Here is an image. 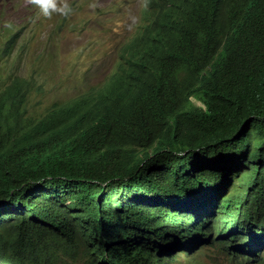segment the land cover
I'll use <instances>...</instances> for the list:
<instances>
[{
	"label": "trees",
	"instance_id": "1",
	"mask_svg": "<svg viewBox=\"0 0 264 264\" xmlns=\"http://www.w3.org/2000/svg\"><path fill=\"white\" fill-rule=\"evenodd\" d=\"M116 57L36 120L0 84V264H264V0H143Z\"/></svg>",
	"mask_w": 264,
	"mask_h": 264
},
{
	"label": "rangeland",
	"instance_id": "2",
	"mask_svg": "<svg viewBox=\"0 0 264 264\" xmlns=\"http://www.w3.org/2000/svg\"><path fill=\"white\" fill-rule=\"evenodd\" d=\"M141 1L0 0V84L12 75L33 81L36 88L31 90L26 116L35 120L53 104H63L99 86L116 64L117 48L136 27ZM15 33L20 35L15 47L9 55L2 54L6 39ZM145 157L139 149L132 169ZM97 183L104 188L108 184ZM176 264L229 261L205 247L196 255L179 258Z\"/></svg>",
	"mask_w": 264,
	"mask_h": 264
},
{
	"label": "clouds",
	"instance_id": "3",
	"mask_svg": "<svg viewBox=\"0 0 264 264\" xmlns=\"http://www.w3.org/2000/svg\"><path fill=\"white\" fill-rule=\"evenodd\" d=\"M34 2L35 3H41L42 2V0H34ZM142 2H143V0L141 1V4H140V7H139V9H138V14L140 13V10H141V8H142ZM45 12L47 13V7H45ZM138 22H139V15H138ZM138 22H137V24H138ZM136 24V25H137ZM136 28V27H135ZM135 28H134V30L130 33V35H129V37L133 34V32L135 31ZM12 35H17V40H18V38H19V34L18 33H15V34H12ZM11 35V36H12ZM10 36V37H11ZM9 37V38H10ZM9 38H7V39H9ZM7 39H6V41H7ZM128 40V38H126V39H124V41L119 45V47L117 48V50H116V53L118 52V49L120 48V46L124 43V42H126ZM17 42V41H16ZM4 46H5V43H4V45H3V49H4ZM15 47V45H13V48ZM13 48H12V50H13ZM3 49H2V53H3ZM11 50V51H12ZM10 54V53H9ZM4 55H6V54H4ZM116 59H117V57H116ZM12 76H14V75H12ZM9 77V76H8ZM7 77V78H8ZM21 77V76H20ZM25 78V77H24ZM27 79V78H26ZM31 80V79H30ZM105 81V80H104ZM103 81V82H104ZM102 82V83H103ZM101 83V84H102ZM100 84V85H101ZM99 85V86H100ZM99 86H97V87H99ZM93 88H96V87H93ZM91 89V88H90ZM85 93V92H84ZM83 94V93H82ZM81 95V94H80ZM79 96V95H78ZM54 105V104H53ZM98 182H100V183H102V182H104V181H99L98 180ZM208 245L206 244V242L205 241H203V240H200L198 237H194L192 240H191V244H190V253H192V255H196L197 253H199L200 251H202L205 247H207ZM180 254V250H179V248H177V247H172V246H169L168 248H167V250L165 251V254H164V256H166V257H168V256H178ZM255 264V263H254ZM257 264H262V263H257Z\"/></svg>",
	"mask_w": 264,
	"mask_h": 264
}]
</instances>
